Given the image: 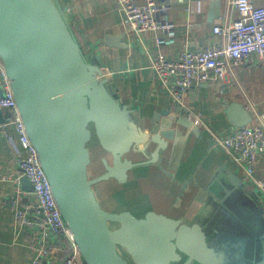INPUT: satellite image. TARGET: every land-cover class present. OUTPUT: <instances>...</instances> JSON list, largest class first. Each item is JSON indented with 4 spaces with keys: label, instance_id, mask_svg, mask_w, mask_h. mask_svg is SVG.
I'll use <instances>...</instances> for the list:
<instances>
[{
    "label": "crops",
    "instance_id": "1",
    "mask_svg": "<svg viewBox=\"0 0 264 264\" xmlns=\"http://www.w3.org/2000/svg\"><path fill=\"white\" fill-rule=\"evenodd\" d=\"M210 1L162 2L168 6L163 18L172 24L175 42L157 48L155 39L163 33L128 32L117 0H56L66 9L63 17L82 52L87 58L99 56L103 77L134 124L145 132H158L169 123L162 115L167 111L176 119H189L199 131L194 135L174 123L164 134L167 147L152 164H142L149 160L148 155L130 152L126 158L138 165L128 171L126 181L99 183L97 186L104 184L100 197L94 189L101 207L103 202L116 207H102L107 212H129L138 219L152 211L186 225L197 224L209 246L223 245L228 250L224 256L220 249L224 264H253L258 253L257 241L264 238V195L245 177L235 156L212 146L211 138L223 136L234 127L225 115L226 107L233 103L249 113L250 126L256 125L258 115L264 113V63L251 58L231 70L226 81L191 88L181 101L173 98L151 67L157 54L172 60L183 50H200L221 43V38L212 32L213 26L231 23L237 14L231 0H221L217 8H209ZM136 2L142 5L145 0ZM251 2L264 8V0ZM157 115L159 119H155ZM2 119H7L6 112H2ZM7 135L8 139L0 137V264H31L39 234L36 229L15 222L8 199L19 189L21 207L29 208L33 200L21 188L22 176L14 154L16 137L11 129ZM95 147L92 178L104 172L102 160L107 154L99 145ZM154 148L155 145H149L148 152ZM90 159L92 165L91 151ZM254 170L256 179H264V154L257 159ZM61 259L58 249L42 264H57Z\"/></svg>",
    "mask_w": 264,
    "mask_h": 264
},
{
    "label": "water",
    "instance_id": "2",
    "mask_svg": "<svg viewBox=\"0 0 264 264\" xmlns=\"http://www.w3.org/2000/svg\"><path fill=\"white\" fill-rule=\"evenodd\" d=\"M221 2L212 0L209 8ZM65 10L56 0H0V62L84 264H224L228 250L209 246L197 224L152 211L141 219L129 212L110 213L97 201L95 185L109 180L122 184L138 165L126 158L130 152L148 155L142 164H152L167 147L164 134L174 123L194 135L199 131L189 119H176L167 111L162 115L169 123L158 132H145L134 124L103 77L99 56L85 58L63 17ZM225 115L236 128L251 122L238 103L227 106ZM92 135L110 156L102 160L104 172L95 178L88 171ZM151 144L155 148L149 153ZM20 183L31 192L26 177ZM257 244L253 264H264V238Z\"/></svg>",
    "mask_w": 264,
    "mask_h": 264
},
{
    "label": "built area",
    "instance_id": "3",
    "mask_svg": "<svg viewBox=\"0 0 264 264\" xmlns=\"http://www.w3.org/2000/svg\"><path fill=\"white\" fill-rule=\"evenodd\" d=\"M164 1L168 0H145L140 5L136 0H117L127 31L135 34L161 31L163 36L155 39V46L173 45L175 31L172 24L163 18L168 7L162 3ZM230 4L237 14L236 19L212 28L213 34L221 38V43H212L200 50H183L172 60L166 59L163 54L153 58L151 67L157 79L168 87L175 100L181 101L191 88L226 81L231 70L245 65L251 58L257 63H264V8L255 7L251 0H231ZM0 94V111L7 113V119L0 124V137L8 139L9 129L14 133L17 168L32 187L29 194L33 204L29 208L19 205V189L8 199L15 222L21 227L36 229L39 234L31 264H42L54 256L58 248L53 240L57 237L64 238L69 244V254L63 264H84L62 220L37 151L25 130L1 62ZM257 121L253 126L233 127L223 136L214 135L211 142L212 146H219L235 156L234 159L243 166L245 177L252 180L264 195V179H256L254 174L257 159L264 154V113L258 115Z\"/></svg>",
    "mask_w": 264,
    "mask_h": 264
},
{
    "label": "rangeland",
    "instance_id": "4",
    "mask_svg": "<svg viewBox=\"0 0 264 264\" xmlns=\"http://www.w3.org/2000/svg\"><path fill=\"white\" fill-rule=\"evenodd\" d=\"M83 54H84V52H83ZM84 56H85V58H87L86 57V55L84 54ZM95 145L97 146L98 145V143H97V140H96V138H95V136L94 135H92V138H91V140H90V142L88 143V148H89V150L91 151V156H92V159H93V162H92V165H90L89 166V176H90V178H92V174H91V168L93 167V168H95V165H94V157L96 156V147H95ZM99 149H100V147H99ZM105 160H107V161H109L110 160V156L108 155V154H106V158H104ZM97 165V164H96ZM102 166H103V164H102ZM98 185V184H97ZM94 186L93 187V189H95L96 188V190H97V194H98V196L100 197V195H101V191H104L103 190V185L104 184H100L101 186ZM106 193V192H105ZM107 194V193H106ZM102 207H104V208H106V209H115L116 207H114V206H108V205H106L105 203H103L102 202ZM111 226V228H114L115 226L113 225V224H110ZM119 251V253L121 254H123L124 255V252H123V250H121V249H119L118 250Z\"/></svg>",
    "mask_w": 264,
    "mask_h": 264
},
{
    "label": "trees",
    "instance_id": "5",
    "mask_svg": "<svg viewBox=\"0 0 264 264\" xmlns=\"http://www.w3.org/2000/svg\"><path fill=\"white\" fill-rule=\"evenodd\" d=\"M55 246L59 249L61 255H62V259L61 262L57 264H63V262L65 261V259L67 258L68 254H69V244L68 242L62 238V237H57L56 239L53 240Z\"/></svg>",
    "mask_w": 264,
    "mask_h": 264
}]
</instances>
